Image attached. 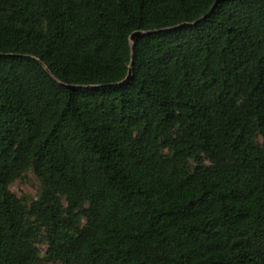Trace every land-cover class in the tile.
Instances as JSON below:
<instances>
[{"label": "trees", "instance_id": "1", "mask_svg": "<svg viewBox=\"0 0 264 264\" xmlns=\"http://www.w3.org/2000/svg\"><path fill=\"white\" fill-rule=\"evenodd\" d=\"M214 2L0 0V264H264V0Z\"/></svg>", "mask_w": 264, "mask_h": 264}, {"label": "rangeland", "instance_id": "2", "mask_svg": "<svg viewBox=\"0 0 264 264\" xmlns=\"http://www.w3.org/2000/svg\"><path fill=\"white\" fill-rule=\"evenodd\" d=\"M42 184L35 176L32 170L26 171L23 176L17 179L12 185L10 186V190L16 196L24 198L27 203H30L32 200L38 198L39 194L42 191ZM40 248L44 250L45 246L40 245ZM38 264H61L57 263H47V262H40Z\"/></svg>", "mask_w": 264, "mask_h": 264}, {"label": "water", "instance_id": "3", "mask_svg": "<svg viewBox=\"0 0 264 264\" xmlns=\"http://www.w3.org/2000/svg\"><path fill=\"white\" fill-rule=\"evenodd\" d=\"M221 1H224V0H215L214 4L212 5L211 9L209 10V12L204 15V18L208 17L213 11L214 9L216 8V6L221 2ZM146 33H150V31L148 32H143V31H135L133 32L131 35H130V41L131 42H134V40L143 35V34H146ZM131 78V69L129 70V73L128 75L126 76V78L123 80V82H127L129 79ZM65 88L67 89H73L75 88L73 85H64ZM94 87V86H93Z\"/></svg>", "mask_w": 264, "mask_h": 264}]
</instances>
